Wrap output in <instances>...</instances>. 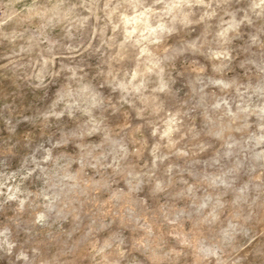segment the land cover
Segmentation results:
<instances>
[{"label": "rangeland", "instance_id": "obj_1", "mask_svg": "<svg viewBox=\"0 0 264 264\" xmlns=\"http://www.w3.org/2000/svg\"><path fill=\"white\" fill-rule=\"evenodd\" d=\"M0 264H264V0H0Z\"/></svg>", "mask_w": 264, "mask_h": 264}]
</instances>
